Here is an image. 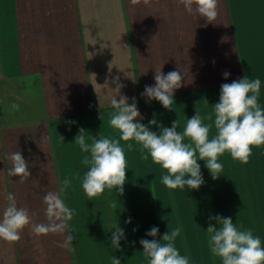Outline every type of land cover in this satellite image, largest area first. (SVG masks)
<instances>
[{
  "label": "crops",
  "instance_id": "obj_1",
  "mask_svg": "<svg viewBox=\"0 0 264 264\" xmlns=\"http://www.w3.org/2000/svg\"><path fill=\"white\" fill-rule=\"evenodd\" d=\"M160 68L183 76L173 111L141 95L146 85H155ZM117 76L124 85L120 93L112 82ZM244 77L260 79L258 103L264 108V0H218L212 23L187 13L178 0H0V215L11 194L17 207L35 214V223H47L43 197L59 192L66 177L71 187L60 195L75 210L64 235L36 236L26 227L20 240H0V264H112L113 256L121 264H148L139 241L159 240L176 227L181 234L175 247L189 264H222L206 231L209 224L218 226L209 219L216 215L251 229L264 246V146L252 149L247 164L226 152L216 179L198 160L204 184L173 190L162 183L167 172L150 156L142 159L135 141H121L127 160L123 194L105 190L89 200L82 188L89 166L81 161L90 153L74 141L80 128L88 137L118 139L109 121L111 100L120 95L129 104L135 98L142 117L137 122L150 130L159 133L149 125L153 119L165 127L178 120L182 132L196 112L213 113L222 84ZM204 123H213L211 138L214 117ZM18 151L31 172L23 184L7 175L8 156ZM114 223L125 233L119 250L111 246ZM152 227L159 229L156 237L147 235ZM68 234L75 239L60 247Z\"/></svg>",
  "mask_w": 264,
  "mask_h": 264
},
{
  "label": "clouds",
  "instance_id": "obj_2",
  "mask_svg": "<svg viewBox=\"0 0 264 264\" xmlns=\"http://www.w3.org/2000/svg\"><path fill=\"white\" fill-rule=\"evenodd\" d=\"M140 2L141 0H129L131 5ZM143 3L147 5L150 0H143ZM178 3L184 6L187 13L199 15L208 23H212L218 16V0H178ZM125 75L128 76L126 73ZM229 75L227 71L223 73L225 79ZM119 79L117 76L112 81L116 84L114 90L117 93L124 87ZM154 80L155 85H146L141 95L146 96L148 101L157 100L164 109L173 111L174 92L183 86L181 72L170 71L164 74L160 68L155 71ZM260 90L261 81L258 78L249 80L244 77L222 84L219 102L213 105V113L202 117L196 112L194 116L187 118L182 132L177 131L178 120L173 121L171 127H165L153 119L149 121V125L158 127L159 133L150 130L149 126L137 122L142 117L135 98L129 104L126 96L120 95L119 100L113 97L111 105L115 112L109 123L118 130L119 138L88 137L86 130L80 128L74 139L81 152L90 153V156L85 155L81 161L89 166L82 178L85 195L91 200L101 196L105 190L112 189L118 190L119 195L123 194L127 160L121 141H135L140 146L142 159L147 160L150 156L153 163L167 172L162 176V183L173 190H183L186 186L190 190H196L204 184L198 160L205 161V167L213 179L221 176L223 165L218 160L226 152L233 160L247 164L252 149L264 146V108L258 103ZM11 110L18 111L19 105H11ZM213 117L215 135L210 138L213 123L206 124L204 121H213ZM60 137L63 141V137ZM89 139L91 143L88 142ZM127 148L132 150L133 144L128 143ZM8 159L12 167L7 170V175L19 177L18 182L25 183L31 172L21 152L9 154ZM71 183V179L66 177L59 192L49 191L44 195V215L47 223H35L32 219L35 214H30L26 207H17L14 196L9 194L8 205L0 215V240L16 242L20 240L21 232L26 227H30L36 236L64 235L69 229V221L72 220L75 210L66 206L60 193L69 189ZM209 219L215 220L218 225L209 224L206 230L210 234L209 249L213 256L220 258L222 264H264V246L260 237L254 236L251 229H238L230 217L216 215ZM126 223H131V218ZM112 229L111 246L119 250L125 233L119 223H114ZM158 232L157 227H152L147 235L156 237ZM180 234L181 228L176 227L159 240L141 239L139 243L148 264H189V258L181 255L175 247L174 242ZM74 239V235L68 234L59 246L65 247ZM112 264H121V260L113 256Z\"/></svg>",
  "mask_w": 264,
  "mask_h": 264
},
{
  "label": "trees",
  "instance_id": "obj_3",
  "mask_svg": "<svg viewBox=\"0 0 264 264\" xmlns=\"http://www.w3.org/2000/svg\"><path fill=\"white\" fill-rule=\"evenodd\" d=\"M218 91H220V88H218L217 89ZM174 99V98H173ZM153 104H161L159 101H157V100H155L154 102H153Z\"/></svg>",
  "mask_w": 264,
  "mask_h": 264
}]
</instances>
